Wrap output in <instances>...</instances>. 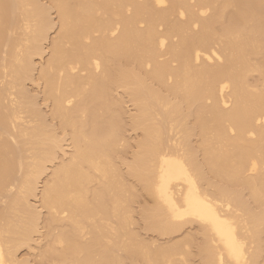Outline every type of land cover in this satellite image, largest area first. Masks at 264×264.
Segmentation results:
<instances>
[{"label": "bare ground", "instance_id": "bare-ground-1", "mask_svg": "<svg viewBox=\"0 0 264 264\" xmlns=\"http://www.w3.org/2000/svg\"><path fill=\"white\" fill-rule=\"evenodd\" d=\"M0 199V264H264V0H0Z\"/></svg>", "mask_w": 264, "mask_h": 264}, {"label": "rangeland", "instance_id": "rangeland-1", "mask_svg": "<svg viewBox=\"0 0 264 264\" xmlns=\"http://www.w3.org/2000/svg\"><path fill=\"white\" fill-rule=\"evenodd\" d=\"M52 35H53V33H52ZM46 57H47V54L46 55H44L43 56V58L41 59L40 57H36L35 59V62H37L38 63V65L39 64H41L45 59H46ZM41 63H40V62ZM27 83H25V86L26 87H28L27 89H29V91L32 93V94H39L40 92H41V86H39V85H37L36 83H34V82H32V81H26ZM36 85V86H35ZM36 88V89H35ZM38 89V90H37ZM40 89V90H39ZM120 90V91H119ZM119 90H117L116 92H115V94L117 95L118 94V92H120V93H123V89H119ZM40 91V92H39ZM39 92V93H38ZM39 99H38V103L40 104L39 106H40V108L42 109V110H44V112H47L48 111V107H47V104H45V102L42 100V98H41V96H39L38 97ZM129 99V98H128ZM128 99L126 98V104H125V108H126V110H127V116H129L131 113H132V115H133V113H136V110H135V105H133L134 103L132 102V101H128ZM42 100V101H41ZM129 103V104H128ZM42 104V105H41ZM129 105V106H128ZM132 105V106H131ZM129 108V109H128ZM46 109V110H45ZM128 132V133H127ZM125 133V132H124ZM126 137L130 140V142L133 144L132 145V147H129L126 151H127V153H126V151H122L123 153H121L122 155V158H124V160H126V161H130L131 159H132V151L134 150V144H135V142L137 141V140H139V137H141V134H142V132H141V130H134V129H132V128H129L128 130H126ZM138 138V139H137ZM127 155V156H126ZM128 157V158H127ZM48 166H50V164L48 165ZM45 178V177H44ZM43 178V179H44ZM142 198V197H141ZM138 199L137 200V202L134 204V211L132 212V214L134 213V215H132V217L134 218V219H137V217L139 218V211L141 210V208H142V206H143V204H145V202H147V200L143 197V199ZM4 199V198H3ZM2 199V200H3ZM34 199V200H33ZM1 200V199H0ZM5 200V199H4ZM3 200V201H4ZM32 200V202H38L37 201V199H35V198H32L31 199ZM1 202V201H0ZM140 202V203H139ZM143 202V203H142ZM135 206H137V208L135 207ZM137 210H138V212H137ZM45 211V209L43 210L42 209V213ZM45 213H47V212H45ZM138 213V214H137ZM47 215V214H46ZM46 215L45 216H43V214H41V218H40V220H45V218H46ZM133 220V219H132ZM137 220H139V219H137ZM133 222V221H132ZM43 224H44V222H43ZM42 226V227H41ZM43 226L44 225H42V221L40 222V227L41 228H43ZM137 228H135V227ZM138 226H140V227H138ZM142 226V227H141ZM132 229H134L135 231H137V233H139L140 235H142L143 236V238L145 239V240H148V241H150V243H153V244H160V243H165V241H169V242H171L170 240H172V241H175V240H178V237H179V239L180 238H182V237H186L187 236V234H188V236L189 235H197V232H198V229H199V225H198V223H196V222H194V223H189V224H186L181 230H179V231H177V232H174V233H172V234H165V235H160L159 233H156V232H152V231H149V230H146L144 227H143V225L141 224V222H136V221H134V223H132V225L130 226ZM40 228V230H42ZM143 229V230H142ZM44 232H45V230H43ZM42 232V231H41ZM38 236H40V235H38ZM38 236H37V234L35 235V238H36V240L35 241H33L32 243H31V246H28V245H25V246H23L22 248H20L19 249V251H18V255H20V257H33V259L30 257L29 259L31 260L32 259V261L34 260V255H37L38 254V252H39V250H38V248L39 249H42V248H40V246L42 247V245H44V242H42V241H44V240H42L41 242H39L42 238H39L38 239ZM141 236V237H142ZM176 238V239H175ZM151 239V240H150ZM159 241V243H157ZM35 242H36V245H35ZM41 243H43L42 245H39V244H41ZM162 243V244H163ZM167 243V242H166ZM33 244V245H32ZM39 245V246H38ZM35 246V247H34ZM31 248V249H30ZM22 249V250H21ZM187 249H189V251L192 253V255H191V253L188 255L189 257H188V262H190V264H197L198 262H199V257H198V255H196L195 253H194V249L192 248V247H190V248H187ZM29 250H31V251H29ZM41 251V250H40ZM30 253V254H29ZM32 253H33V255H32ZM122 253V252H121ZM26 255V256H25ZM39 256V255H38ZM197 256V257H196ZM36 257V256H35ZM196 257V258H195ZM38 258V257H37ZM37 258H35V259H37ZM190 258V259H189ZM39 261V260H38ZM198 261V262H197ZM33 262H35V261H33ZM40 264H43V262L42 263H40Z\"/></svg>", "mask_w": 264, "mask_h": 264}, {"label": "snow or ice", "instance_id": "snow-or-ice-1", "mask_svg": "<svg viewBox=\"0 0 264 264\" xmlns=\"http://www.w3.org/2000/svg\"><path fill=\"white\" fill-rule=\"evenodd\" d=\"M229 248L231 249V251L233 252V254L235 256H239L240 255V247L239 245L234 241V238L230 239L229 241Z\"/></svg>", "mask_w": 264, "mask_h": 264}]
</instances>
